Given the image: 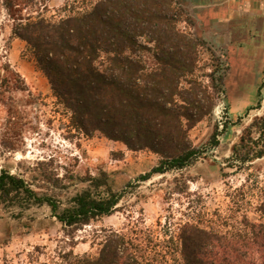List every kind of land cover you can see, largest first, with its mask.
<instances>
[{"label":"trees","instance_id":"16d2710c","mask_svg":"<svg viewBox=\"0 0 264 264\" xmlns=\"http://www.w3.org/2000/svg\"><path fill=\"white\" fill-rule=\"evenodd\" d=\"M13 1L6 0L8 10L14 9ZM62 1L63 17L19 18L12 34L26 44L74 129L86 137L100 134L132 152L157 155L158 164L140 182L182 171L218 147L226 123L221 130L215 126L200 149L188 135L212 115L223 93L221 63L211 54L213 63L201 66L202 51L210 50L180 28L191 22L175 0H90L76 10ZM262 158L264 114L243 130L226 167L239 172ZM40 174L55 189L76 180L44 167ZM80 182L82 188L61 200L1 170L0 206L18 210L16 217L47 206L65 238L73 241L74 233L112 215L121 198L104 172ZM255 212L256 220L244 216L228 227L221 216L184 222L164 238L149 229L102 228L93 232L95 254H76L69 246L40 261L44 253L36 248L25 264H264V187Z\"/></svg>","mask_w":264,"mask_h":264},{"label":"rangeland","instance_id":"374dc122","mask_svg":"<svg viewBox=\"0 0 264 264\" xmlns=\"http://www.w3.org/2000/svg\"><path fill=\"white\" fill-rule=\"evenodd\" d=\"M89 1L67 0L75 10ZM175 1L179 4L183 0ZM5 2L0 0V171L22 177L36 191L61 200L84 186L80 178L104 172L111 189L121 198L112 215L77 231L73 241L65 238L63 228L51 217L47 206L32 208L19 217L13 215L18 210L0 206V264H25L36 248L44 253L40 261L69 246L76 254H95L96 248L91 247L93 232L102 228L119 232H126L129 227L149 229L156 238H164L188 221L221 216L228 227L244 216L257 219L255 208L264 187V158L239 172L227 168L226 160L243 130L255 117L264 114V99L258 94L259 102L250 107L235 104L234 101L244 98H239L236 86L228 80L231 72L226 52L220 57L210 48V52L202 51V67L213 63L211 54L220 61L223 93L216 100L212 115L188 135L192 145L200 149L207 144L215 126L221 130L226 123L218 147L208 149L204 157L182 171L140 182L138 178L155 167L160 158L147 150L129 151L100 134L86 137L74 129L70 113L53 97L26 44L12 34L19 18L56 21L63 17L64 13L59 12L63 1L14 0L12 10L6 8ZM180 28L187 31L188 26L183 23ZM18 61L32 70L25 72L27 76L16 69ZM261 76L264 73L259 74L260 79ZM43 167L59 178L73 176L76 180L73 184L65 182L66 189H55L40 174Z\"/></svg>","mask_w":264,"mask_h":264},{"label":"crops","instance_id":"0c3cea01","mask_svg":"<svg viewBox=\"0 0 264 264\" xmlns=\"http://www.w3.org/2000/svg\"><path fill=\"white\" fill-rule=\"evenodd\" d=\"M178 5L190 17L188 30L195 38L215 55L226 52L228 80L244 98L235 104L250 107L259 102L258 94L264 99V76L259 77L264 73V0H183ZM16 67L23 75L32 71L20 61Z\"/></svg>","mask_w":264,"mask_h":264}]
</instances>
